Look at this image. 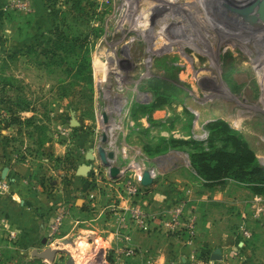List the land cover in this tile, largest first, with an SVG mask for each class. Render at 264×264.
<instances>
[{"label": "rangeland", "instance_id": "374dc122", "mask_svg": "<svg viewBox=\"0 0 264 264\" xmlns=\"http://www.w3.org/2000/svg\"><path fill=\"white\" fill-rule=\"evenodd\" d=\"M14 1L0 0V80L13 84L0 87V180L7 183L0 200L19 181L54 195L52 209L65 206L69 218L50 244L9 223L0 208V264H153L134 246L138 257L104 247L91 254L86 239L76 242L75 214L84 208L88 220L94 211L80 201L84 176L75 177L74 169L86 162L83 151L96 159L98 146L114 152L111 165L153 171L140 206L165 218L179 206L180 228L194 220V246L185 243L184 227L178 230L187 251L168 264H264V227L255 224L246 241L237 232L264 195V180L239 181L233 169L210 183L202 161L211 165L216 151H233L235 136L253 153L247 170L264 168V20L252 15L249 25L240 10L218 15L210 2L208 18L218 29L196 5L185 20L181 5L170 8L171 18L163 4L150 13L146 30L119 33L124 0H32L29 10ZM150 6L123 5L129 19ZM154 79L161 81L157 90L150 87ZM61 128L69 134H57ZM70 140L73 150H53V143ZM46 248L57 249L54 260L32 254ZM81 248L88 254L79 256Z\"/></svg>", "mask_w": 264, "mask_h": 264}, {"label": "crops", "instance_id": "0c3cea01", "mask_svg": "<svg viewBox=\"0 0 264 264\" xmlns=\"http://www.w3.org/2000/svg\"><path fill=\"white\" fill-rule=\"evenodd\" d=\"M47 22L48 20H46ZM64 131L67 130L61 128L57 131V134H62ZM67 134H69L68 131ZM67 148L68 150H73V140L68 141V145L66 143H53V150L57 152H64ZM86 152L87 150L83 151V158H85ZM79 154L77 153V157ZM83 162L79 160L75 166L74 175L77 178L76 169ZM90 166L87 176L79 177L78 179H80L79 190L84 194L80 201L90 203L94 214L89 216L88 220H85L86 217L83 216L86 214L84 208L79 209L75 214L73 222L74 228H76V242L79 243L82 239H86L88 242L87 249L92 247L91 254H99L102 247L110 249L115 254H122L121 250L125 245H132L138 248L142 259H148L153 264H168V261L175 257L184 258L182 255L186 253L187 248L183 247L181 240L178 241L179 235H177V232L168 229V220L163 215L151 214V219L145 230L124 227L123 225H125L133 205L121 192L120 184L110 180L108 176H105L104 172H101L103 166L97 157ZM16 180L18 179L16 178ZM11 188L10 197H3L0 200V208L9 215L8 222L16 223L18 227L30 228L32 232L30 237L36 238V236L41 235V242L44 241L47 220L53 207L54 195L37 191L28 184L19 183V181H16ZM148 197H150V194ZM143 200L146 203L145 198ZM119 215L122 216V219H120ZM83 222H88L89 225L87 227L78 225ZM68 234L64 233L62 236ZM203 243L206 244V242ZM81 250L83 249L81 248L78 253L81 257L88 252ZM34 251L36 250H32V254ZM136 256L138 257L139 255Z\"/></svg>", "mask_w": 264, "mask_h": 264}, {"label": "built area", "instance_id": "2783aa9c", "mask_svg": "<svg viewBox=\"0 0 264 264\" xmlns=\"http://www.w3.org/2000/svg\"><path fill=\"white\" fill-rule=\"evenodd\" d=\"M146 2L151 3V6L148 8L156 9L155 6H160L163 4L168 5L171 8H174V10L177 11L175 8L177 4L181 5L182 11L185 13L186 18L185 20H189L190 17L188 15H191L192 10L194 9L195 5L199 8V10L202 12L203 16H210V7L206 6L208 4L213 3V6L215 7L216 11L219 14H223L226 12H230L231 10L239 11L240 9L249 8L251 4L243 5V3H234V0H228V4L226 3V0H144ZM222 2L223 6L220 4ZM129 4L130 0H124L121 5L122 8L119 10L118 15L122 18V21L119 22L120 25H117V32H121L123 30H146L149 27L150 23V17H152L150 13H153L151 10H143L140 11L141 13L138 14L137 17H132V19L127 18L128 17V11L124 9L123 5ZM32 4V0H15L14 6L16 7H22L24 9L29 10L30 6ZM153 6V7H152ZM155 7V8H154ZM168 7V8H169ZM50 7L48 6L47 10ZM120 8V7H119ZM257 7H253L250 11H248L247 14L244 15V20L248 21L251 24V19L253 18V11L257 10ZM190 11V12H189ZM150 14V15H149ZM212 17V16H211ZM210 17V18H211ZM241 19V14L238 16ZM255 19V18H254ZM132 21L134 23L131 25ZM213 20L209 19V22ZM219 21V20H218ZM253 21V20H252ZM118 23V22H116ZM211 23V22H210ZM215 24H212L214 28L220 27L222 29L221 24L213 22ZM221 23V22H220ZM173 27L178 26L179 22L172 19ZM181 25V24H180ZM182 26V25H181ZM96 81L99 83L101 82V78L98 75L96 77ZM103 116H100V122L102 123ZM61 135H68L66 131L62 132ZM112 160H110L111 162ZM145 171V168L139 164L136 165V167L128 168L127 165L124 168H119V176L116 179H112L109 177L108 170L103 167L101 172H104L105 176L110 178V180H114L117 183L120 184L121 192L123 195L126 196L130 200V204L133 205L131 208L129 215L127 217V221L124 227L129 229L133 227L137 230H145L148 226V222L151 219V213L147 211L144 207L140 206L141 202L142 205L145 204L144 200L142 199V187L141 184V178L142 174ZM150 176L153 178V171L148 170ZM7 187V183L4 180H0V193L4 188ZM182 214L181 208L179 206H175L171 211L170 215L167 218V227L169 230H172L173 232H178V230H182L184 227V232L186 233V239L185 243L189 246H194V242L196 237L198 236V233L196 231V226L194 223V220H188V222L183 225L182 228H180V215ZM69 211L65 206L60 207H54L50 213V217L47 220V226H46V233L44 237V241L51 244L56 237L57 234L60 232L61 228L63 227L65 223V219L68 217ZM120 219H122V216L119 215ZM260 224L264 226V195H260L257 198V202L252 206L250 219L241 221L238 225V235L241 240H251L253 237V228L255 224ZM135 248L132 245H125L123 249L121 250L122 253H125V255L130 256H136L137 253L134 252Z\"/></svg>", "mask_w": 264, "mask_h": 264}, {"label": "trees", "instance_id": "16d2710c", "mask_svg": "<svg viewBox=\"0 0 264 264\" xmlns=\"http://www.w3.org/2000/svg\"><path fill=\"white\" fill-rule=\"evenodd\" d=\"M158 79H154L150 83V87L153 90H157L160 87ZM9 86L12 87L13 84L9 81H5L4 83L0 80V87ZM221 125L225 128L226 131L230 132V128L225 124L221 123ZM234 150L233 151H216L213 154V157L210 159L213 161V164L209 165L207 159H203L204 164L207 171L210 172L206 179L210 181V183H216L226 175L230 170L234 169V177L239 181H248V182H260L264 180V168L261 166H254L250 170H247L246 165L248 162H252L254 159L252 151L247 146L246 142L239 139L238 137H232ZM248 177V178H246ZM213 185V184H209ZM147 186L142 187V192L147 193Z\"/></svg>", "mask_w": 264, "mask_h": 264}, {"label": "water", "instance_id": "95a60500", "mask_svg": "<svg viewBox=\"0 0 264 264\" xmlns=\"http://www.w3.org/2000/svg\"><path fill=\"white\" fill-rule=\"evenodd\" d=\"M257 7V12L259 13V18L264 20V0H261L259 3L256 2L255 4H251L249 8L240 9V12L242 14H247L248 11H250L253 7ZM251 20H254V18H250ZM72 124L77 125V121L74 117L71 118ZM97 158L99 159L101 165L108 170L109 177L112 179H116L119 176V168L117 166L111 165L110 160L114 158V152L113 151H106L103 146H98L97 148ZM95 159V155L93 154L92 150H89L85 154V160L86 162L81 163L77 169H76V175L77 176H85L90 171V164H88V161H93ZM153 183V178L150 176L148 171H144L141 178V184L143 186L149 187ZM57 254V249L53 248H46L42 251H34L33 255L39 258H49L51 260H54L55 256ZM219 254L212 255V259H219ZM67 264H75L74 260H70Z\"/></svg>", "mask_w": 264, "mask_h": 264}, {"label": "bare ground", "instance_id": "6f19581e", "mask_svg": "<svg viewBox=\"0 0 264 264\" xmlns=\"http://www.w3.org/2000/svg\"><path fill=\"white\" fill-rule=\"evenodd\" d=\"M179 5V4H178ZM168 7V6H167ZM178 7V6H177ZM166 8V7H165ZM171 7H169V9H170ZM168 9V12L170 13L168 16L169 17H171L172 18V11H171V9L169 10ZM257 9V8H256ZM167 10V9H166ZM153 11H155L154 9H153ZM167 12V11H166ZM256 18H258L259 17V13L257 12V10H255V11H253V13H252ZM109 66V65H108ZM107 71H108V68H107ZM107 71H106V73H107Z\"/></svg>", "mask_w": 264, "mask_h": 264}]
</instances>
